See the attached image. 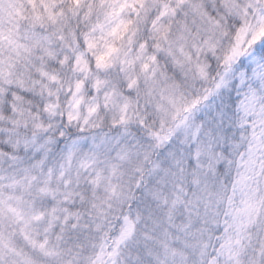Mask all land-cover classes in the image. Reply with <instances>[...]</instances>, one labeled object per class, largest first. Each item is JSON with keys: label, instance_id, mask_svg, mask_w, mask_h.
Returning a JSON list of instances; mask_svg holds the SVG:
<instances>
[{"label": "snow or ice", "instance_id": "6c2138e0", "mask_svg": "<svg viewBox=\"0 0 264 264\" xmlns=\"http://www.w3.org/2000/svg\"><path fill=\"white\" fill-rule=\"evenodd\" d=\"M0 264H264V0H0Z\"/></svg>", "mask_w": 264, "mask_h": 264}]
</instances>
